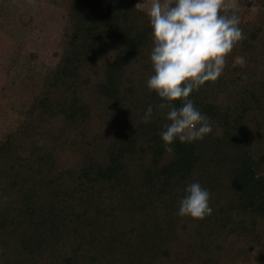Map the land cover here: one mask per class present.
I'll return each mask as SVG.
<instances>
[{
    "label": "trees",
    "instance_id": "16d2710c",
    "mask_svg": "<svg viewBox=\"0 0 264 264\" xmlns=\"http://www.w3.org/2000/svg\"><path fill=\"white\" fill-rule=\"evenodd\" d=\"M66 1L57 60L0 140V264H264V0H244L256 8L245 38L190 94L213 131L172 152L159 134L167 109L146 85L149 10ZM197 180L213 212L178 216Z\"/></svg>",
    "mask_w": 264,
    "mask_h": 264
},
{
    "label": "clouds",
    "instance_id": "9594fccd",
    "mask_svg": "<svg viewBox=\"0 0 264 264\" xmlns=\"http://www.w3.org/2000/svg\"><path fill=\"white\" fill-rule=\"evenodd\" d=\"M152 29L150 61L152 73L146 80L167 109L168 123L160 137L165 150L172 144L192 143L213 131L208 116L196 107L190 94L224 72L227 55L245 37L240 27L238 0H152L148 11ZM179 100L177 107L174 101ZM154 108L149 104L141 117L148 123ZM210 190L193 181L184 188L177 215L203 219L213 212Z\"/></svg>",
    "mask_w": 264,
    "mask_h": 264
},
{
    "label": "rangeland",
    "instance_id": "374dc122",
    "mask_svg": "<svg viewBox=\"0 0 264 264\" xmlns=\"http://www.w3.org/2000/svg\"><path fill=\"white\" fill-rule=\"evenodd\" d=\"M238 2L240 23L251 25L256 8ZM151 3L140 0L139 6L149 10ZM66 9V0H0V140L19 125L40 91L43 64L56 62ZM16 46L25 52L8 76L6 64Z\"/></svg>",
    "mask_w": 264,
    "mask_h": 264
}]
</instances>
